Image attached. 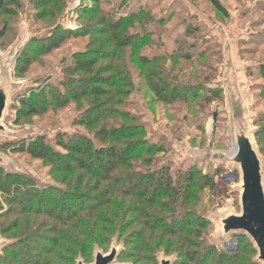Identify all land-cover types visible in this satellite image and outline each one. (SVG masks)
<instances>
[{"label": "rangeland", "instance_id": "rangeland-1", "mask_svg": "<svg viewBox=\"0 0 264 264\" xmlns=\"http://www.w3.org/2000/svg\"><path fill=\"white\" fill-rule=\"evenodd\" d=\"M47 1L4 0L5 4L0 5L1 56L8 54L23 32L26 35L23 46L26 54L20 61L18 57L9 71V79L21 84L12 86L4 121L6 132L0 136V154L7 164L5 169L1 168L4 175L12 172L23 177L19 180L21 188L10 179L5 184L7 189L4 186L0 191V239L5 240L2 256L5 247L24 236H33L34 252H41L49 245L40 264H77L79 261L92 264L96 252L109 253L115 241L122 249L116 261L125 264H159L162 256L175 258V264H197L190 260L188 253L204 245L219 253H228L230 241L238 235L221 239L218 218L228 211L240 213V177L236 166L225 165L214 153L231 149L233 126L228 95L217 91L218 87L212 84L226 70L224 55L232 51L231 43L247 75L252 111L261 112L264 118V0H219L227 14L218 11L210 0H53L46 4ZM132 11L136 15L134 19ZM142 11L145 13L140 14ZM130 17L131 20L121 25H112ZM179 34H182L179 44H173ZM55 35L61 42L53 48L48 43ZM81 55L95 59L92 74L69 69ZM145 57L153 62L143 63ZM17 65L21 68H16ZM106 67L109 69L105 70ZM95 73L117 81L116 102L108 107V111L114 109L112 115L108 112L105 121L87 127L77 124L79 119L106 98L93 94L71 98L64 91L66 96L57 98L55 93L63 88V82L71 80L76 84L89 80L92 84ZM39 79L43 80L36 83ZM148 79L155 88L166 89L168 85L172 88L163 89L162 96L157 95ZM94 85L97 89L114 91L107 84ZM185 86L194 87L199 95L187 101L172 91L173 87ZM21 95L31 99L29 105L39 103L38 110L33 111L17 100ZM215 111L219 115L217 133L213 136ZM248 118L254 129L264 127V123L253 125L252 117ZM104 123L109 129L137 127L141 132L125 143H139L144 149L114 172L124 182L110 191L104 181L99 184L98 177L91 173L68 171L49 159L13 150L22 141L44 138L56 149L65 151L57 144L59 139L78 134L93 139ZM256 142L264 160V133L256 135ZM192 164L198 171L203 170L195 176L201 186L185 194L172 197L158 189L143 199L125 194L128 183L124 177L137 176L144 183L148 180L145 177L158 176L168 168L175 178L180 169L186 170ZM218 169L226 171V180L217 183L215 189L205 187L206 177L215 178ZM24 177L35 186L28 199ZM61 190L72 193L76 203L93 198L83 205H97L101 200L100 206L77 211V229L71 223L62 222V215L55 218L49 212L21 210V203L27 205V200H37V192L44 200L57 193L62 195ZM15 198L17 202H9ZM64 204L55 210L46 204L44 209L56 211L58 215L63 205L64 208L72 205L71 202ZM181 211H189L187 221L193 223L184 225L185 233L170 235L153 228L163 219L170 226L174 213ZM202 219L206 225L199 224ZM54 231L66 234L68 239H59V247L50 243L58 237ZM222 242L221 250L210 244ZM6 255L9 258L6 264H31L20 260V254L6 252ZM256 256L257 253L241 264H252ZM213 259L211 264L218 257Z\"/></svg>", "mask_w": 264, "mask_h": 264}, {"label": "trees", "instance_id": "trees-1", "mask_svg": "<svg viewBox=\"0 0 264 264\" xmlns=\"http://www.w3.org/2000/svg\"><path fill=\"white\" fill-rule=\"evenodd\" d=\"M51 1L53 0H48L46 4H49ZM95 1H99V0H95ZM210 1L218 11L227 14L226 9L219 0H210ZM4 4H5L4 0H0V5L3 6ZM142 13L145 12L142 11L140 14ZM132 17L133 19L136 18L134 11H132ZM132 17L124 19L122 21H116L112 25L113 26L121 25L125 21L131 20ZM185 30L183 32H185ZM137 35L138 34H136L135 36ZM181 37L182 34H179L178 37H176L175 40L173 41V44L174 43L179 44ZM44 42L46 43L47 39L46 41L44 39ZM60 42H61L60 38L55 35L49 38L48 44H50L51 47L56 48L60 44ZM41 46L44 47V45ZM25 54H26V49L23 48L19 55L18 61L24 58ZM78 58L79 59L75 60L73 62V66L69 67V69L75 71L76 73L85 72L92 74L94 72L93 70L96 68V66H94L95 59L91 60L90 58L89 59L85 58L83 55L78 56ZM144 60L145 61H143V63L145 64H150L151 62H153L150 60L149 57H145ZM16 68L20 69L21 67L17 65ZM108 69L109 68L107 67L105 68V70ZM92 78H94L93 79L94 83L92 84L90 82H87L89 80L87 81L80 80L77 82V84L72 80L69 81V83L63 82L62 84L63 88L58 89L55 93V95L58 96L57 98L64 97L66 96V94L70 95L71 98H77L81 94L82 95L93 94L94 96L106 98L104 101L99 102V105H96L92 107V109L88 110V112H86L84 116H82V118L79 119V122L77 124L79 125L81 124L82 126H87V127H93L96 126V124L105 121L106 120L105 117L108 116V112L109 115H112V113H114V109L110 108V111H108V107H110V105H113L116 102L115 100L116 97L114 98V96L116 95L117 91L114 89V86L116 85L117 81L113 80L112 77L111 78L101 77V74L99 73H95V75H93ZM148 80H149V84L152 85V89L154 90V92L157 93V95L162 96L164 87L155 88L153 86L154 83L150 81L151 79ZM121 82L124 81L121 80ZM95 83L107 84L114 91H111L109 89H97V87L94 85ZM92 85H94L95 87ZM168 86L169 87L164 90H168V89L171 90L172 85H168ZM205 87L208 88L207 85ZM193 88L194 87H189V86L188 87L185 86V88L183 89H180V87L179 88L173 87L172 91L175 93L176 96L182 95L183 98H186L187 101H189L191 100V98L199 95V93H196V91H194ZM216 90L221 91L222 89L216 88ZM63 91L66 94L63 93ZM17 100L21 101L25 107H28L33 111H37L38 110L37 105H40L39 103H36V105L33 104L29 105L28 101H30L31 99L24 97V95L19 96ZM257 123L259 124L264 123V118L261 117V115L258 116L256 120V124ZM103 125L104 126L95 133V138L93 139L82 136L81 134L74 135L68 138L64 137L62 139H59L57 141V144L62 148H64L65 151H60L59 149H56L53 145L47 143L44 138H38L31 141L30 140L22 141L18 144V146L13 147V150L17 152L29 153L38 159H49L51 160V162H54L56 164H61L60 166H62V168L68 171H73L77 169L81 171L83 170L89 174L91 173L92 175L98 177L99 184L101 183V180L104 181L103 184H107L108 185L107 189L110 191L111 188L116 184L120 182H124L123 177H121V175L120 176L118 175V177L113 175L114 172L121 166L126 165L129 159L133 157L135 158L136 156L142 154L144 152V149H141L142 145L139 146L138 145L139 143H134V142L125 143V140L136 137V135L141 132L139 131V129L138 130L136 129L137 127L134 128L133 126H128V127L122 126L118 128L111 127L109 129L106 123H104ZM261 133H264V127L258 128L257 136H259ZM6 145H2V146L4 147ZM75 163L76 166L73 167ZM194 165L196 164L194 163ZM194 165L193 164L189 165L188 168H186V170L180 169L178 176H176L175 178L171 175L170 170L168 168H166V171L164 172H159L158 176L153 177V175H149V177H145L148 178V180H146L144 183L140 181V178H138L137 176L124 177V179L126 180L125 182L128 183V188L125 194L138 199L146 198V195L148 193H150V197H151L156 189H158V192L160 193L162 192V194L169 195L172 197L185 194L194 187L201 186L196 183L197 180L195 179V176L198 173H202L203 170L198 171L199 170L198 167ZM3 172L4 171L0 168V179L2 180V183H0V191L3 190L4 186L5 187L7 186L5 184H8L7 180L10 179L13 182H15V185L17 187L21 186L19 180L23 179L22 176L13 175V173L12 174L7 173V175L6 174L4 175ZM216 172L217 175L215 176V178H211L210 175L206 177L207 183L204 184L205 187L215 189L217 183L220 184L224 180H226L228 175L227 173H225L226 172L225 170L218 169ZM24 179H26V177H24ZM26 181H27V187L24 188V190H26L25 193H27V199H28L29 194H32L34 192L35 186L32 184L31 180L26 179ZM152 185L153 187L151 188ZM4 193L7 194L5 190ZM60 193L62 195L60 194L58 195L57 193V195H50V198L47 197L46 199L42 200L39 198V195H37L38 194L37 192L36 193L37 200L36 201L27 200V205L21 203V205L23 206L21 210L22 211L24 210V212L26 211L33 212L36 210H39V212H43V211L49 212L50 214L52 213V215H54L55 218L57 217L59 218L61 217L60 215H62L60 219L62 222H64L65 224L71 223L70 226L74 229H77V227L79 226L78 225L79 223H77L78 222L77 220L79 219V215H78L79 212L77 211L80 210L88 211L91 208L96 209L98 206H100L101 203L100 200L99 204L97 205L86 206L83 205V203L91 202L93 201V198L92 199L89 198L86 199V201H79L76 203V201H73L72 193L66 192L65 190H61ZM105 196L106 194H104V197ZM17 201L18 200L15 198V200H11L9 202L14 203ZM66 202H71L72 205L64 208L65 205L64 203ZM46 204H49L48 205L49 209L50 206L53 207V209L50 210H55L54 208L58 207V205L61 206L62 204L64 205L62 209H60L61 213H58L57 215L56 211L54 212L49 210L45 211L44 206ZM191 213L193 214V212ZM187 214L189 215V211H181L178 213H174L173 215L174 220L172 221L170 226L167 223H165V220L163 219L155 223L153 228L168 232L170 235H175V234L179 235L182 234V232L185 233L187 229L184 225L188 227V225L193 224V223H189L190 221H187L188 219ZM198 218L200 217L198 216ZM203 219L200 220L199 224L206 225L205 224L206 221ZM54 232L56 235H58V237L56 239L55 238L52 239L50 241L51 244L53 245L55 244V246L59 247L61 246L59 243V239L68 240L66 234L58 231H54ZM33 242H34L33 236H24L22 238H18V242H15L12 245L5 247L4 255L0 256V264H6L7 260L9 259L8 256L6 255V252H9L15 256L16 254H20V260H23L24 262L25 261L27 262L28 260L29 263L31 264H40L42 257L44 256V254H46V252L50 248L49 245H47L44 247V249L41 252L39 251L34 252ZM230 242L231 243L229 244L228 253H224L223 251H222L223 253H219L215 248L204 245L202 248L193 251L192 253L191 252L188 253V255L190 257V260H193L197 264H211V260H214L213 257L215 256L218 257V260L216 261L215 264H225V263L241 264L244 261L246 262V260L250 261V259H246V258L254 256L257 253V251L253 248V245L249 243L247 237L244 235H238L235 240L233 241L231 240ZM19 246L22 247L19 248ZM142 248H144V245ZM11 249H13L14 251L12 252ZM184 254L187 256L186 253ZM178 262L180 263V260H178Z\"/></svg>", "mask_w": 264, "mask_h": 264}, {"label": "water", "instance_id": "water-1", "mask_svg": "<svg viewBox=\"0 0 264 264\" xmlns=\"http://www.w3.org/2000/svg\"><path fill=\"white\" fill-rule=\"evenodd\" d=\"M25 36V32H23L19 41L13 45L7 55L1 56L2 54H0V136L5 135L6 132L4 121L11 98L12 86L16 87V84H21V82L15 83L9 79V71L16 64L23 49ZM233 47L230 43L232 51L226 52L224 55V67L226 70L222 78L214 81L212 86L221 88L228 95V109L233 126L232 146L234 151L230 152L231 146L230 150L215 151L214 153L219 155V160L221 159V162L225 165L237 167L240 177L241 211L240 213L228 211L218 218L219 237L226 240L230 234L246 236L257 251V256L253 263L264 264V160L256 142L258 128L254 129L248 120L250 115L253 125H255L261 112L255 113L252 111L247 75L245 69L240 65L238 55L233 50ZM1 67L4 68L1 69ZM4 75L8 77H3ZM42 80L39 79L36 83H40ZM218 115L219 111L213 113V136L217 133ZM212 144L213 140L210 143V147ZM5 165H7L6 159L0 154V168H4ZM4 242L5 240L0 239V256H2L1 247H3ZM223 242L220 245L210 244L221 250ZM113 244L109 253L96 252L92 264H125L116 261L122 249L116 245V241ZM175 263V258L159 257V264ZM77 264L85 263L79 261Z\"/></svg>", "mask_w": 264, "mask_h": 264}, {"label": "bare ground", "instance_id": "bare-ground-1", "mask_svg": "<svg viewBox=\"0 0 264 264\" xmlns=\"http://www.w3.org/2000/svg\"><path fill=\"white\" fill-rule=\"evenodd\" d=\"M234 151V148H233V146H232V149L230 150V152H233Z\"/></svg>", "mask_w": 264, "mask_h": 264}]
</instances>
